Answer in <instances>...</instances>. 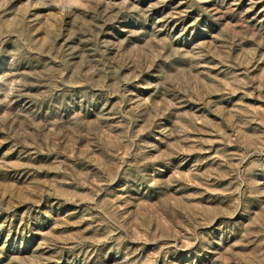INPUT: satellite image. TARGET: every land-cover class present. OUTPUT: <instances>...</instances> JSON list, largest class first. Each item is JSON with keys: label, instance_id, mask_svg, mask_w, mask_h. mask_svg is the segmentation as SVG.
Returning <instances> with one entry per match:
<instances>
[{"label": "rangeland", "instance_id": "1", "mask_svg": "<svg viewBox=\"0 0 264 264\" xmlns=\"http://www.w3.org/2000/svg\"><path fill=\"white\" fill-rule=\"evenodd\" d=\"M0 264H264V0H0Z\"/></svg>", "mask_w": 264, "mask_h": 264}]
</instances>
